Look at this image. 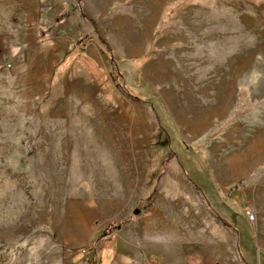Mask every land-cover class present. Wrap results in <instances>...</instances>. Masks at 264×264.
Segmentation results:
<instances>
[{"label":"rangeland","instance_id":"374dc122","mask_svg":"<svg viewBox=\"0 0 264 264\" xmlns=\"http://www.w3.org/2000/svg\"><path fill=\"white\" fill-rule=\"evenodd\" d=\"M235 228L264 264V0H0V264H186Z\"/></svg>","mask_w":264,"mask_h":264},{"label":"crops","instance_id":"0c3cea01","mask_svg":"<svg viewBox=\"0 0 264 264\" xmlns=\"http://www.w3.org/2000/svg\"><path fill=\"white\" fill-rule=\"evenodd\" d=\"M238 240V232L227 231L223 233L221 243L205 248L202 252L192 251L186 259V264H248L245 257L243 258L240 254ZM174 262L175 264L184 263L182 259L174 260Z\"/></svg>","mask_w":264,"mask_h":264},{"label":"trees","instance_id":"16d2710c","mask_svg":"<svg viewBox=\"0 0 264 264\" xmlns=\"http://www.w3.org/2000/svg\"><path fill=\"white\" fill-rule=\"evenodd\" d=\"M80 1H81V0H80ZM111 60L113 61L112 58H111ZM114 69L116 70V74H117L118 76H121V74H120V72L118 71L116 65H114ZM134 214L136 215V214H138V212H135ZM221 219H222V218H221ZM222 220H224V219H222ZM235 230L238 232V229H237V228H235ZM238 234H239V232H238Z\"/></svg>","mask_w":264,"mask_h":264},{"label":"built area","instance_id":"2783aa9c","mask_svg":"<svg viewBox=\"0 0 264 264\" xmlns=\"http://www.w3.org/2000/svg\"><path fill=\"white\" fill-rule=\"evenodd\" d=\"M247 215H248V218H250V219H253L254 218V215L251 212H248Z\"/></svg>","mask_w":264,"mask_h":264}]
</instances>
